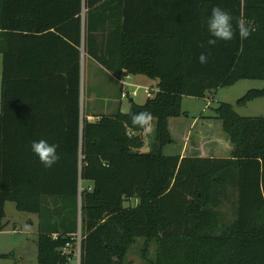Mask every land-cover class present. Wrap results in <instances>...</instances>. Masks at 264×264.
<instances>
[{
	"label": "trees",
	"instance_id": "trees-1",
	"mask_svg": "<svg viewBox=\"0 0 264 264\" xmlns=\"http://www.w3.org/2000/svg\"><path fill=\"white\" fill-rule=\"evenodd\" d=\"M216 5L251 35L209 45ZM82 51L115 78L156 81L153 96L85 113ZM0 54V231L6 201L37 214L36 264H69L62 248L77 233L79 264H126L136 238L143 255L155 242L150 264H264V116L219 103L206 117L220 120L228 156L163 153L183 96L264 80V0H0ZM262 97L249 89L235 105ZM142 111L155 123L147 151L131 121ZM40 139L58 145L51 168L31 150ZM231 196L224 223L217 208Z\"/></svg>",
	"mask_w": 264,
	"mask_h": 264
},
{
	"label": "rangeland",
	"instance_id": "rangeland-1",
	"mask_svg": "<svg viewBox=\"0 0 264 264\" xmlns=\"http://www.w3.org/2000/svg\"><path fill=\"white\" fill-rule=\"evenodd\" d=\"M82 60V107L85 113L92 112L91 114H99L101 111H106L102 108L104 104L110 105V108L108 109L110 111L103 113H114L118 109L121 112H127L131 103L130 98L134 103L142 104L146 98L151 97L154 94V91H152L155 88L154 80L144 75H128L125 82L130 85L126 86V89L130 92L134 91L135 93L121 97L120 87L107 77V75L101 73V76L99 77V74H92L91 70H94L93 61L89 60L88 57H85L84 54ZM98 70L99 69H97V71ZM263 86L264 80L241 79L232 85L218 87L213 95L206 96L205 98L183 96L181 104L182 110L186 111L185 114L187 120H185L187 121V126H191L192 121L198 118L199 115H213L215 108L222 102L233 104L235 110L240 115L264 116V97L252 99L242 106L235 105L236 100L243 96L249 89H260ZM106 87H109L108 91H106ZM151 88L152 90H150ZM92 96H94L95 102H92ZM201 111L203 112L200 113ZM87 119L93 121L95 120V117L89 116ZM154 125L155 123L153 120L152 131L148 132L144 130L142 134L144 151L149 150V146L154 139ZM220 130L221 145H223L222 147H225V142H228L229 148H221L219 150L221 155L228 156L232 150V145L226 135L224 136V133ZM182 132L183 131L178 134L175 133L173 143L168 144L163 148L164 154L179 153L184 141L181 137ZM189 141H193L191 136L189 137ZM217 211L221 222L227 223L233 220L235 216L234 197L231 196L229 200H223L218 206ZM4 212L5 217L3 222L5 223V227L0 231V253H10V255L7 257H0V264H36L37 214L18 210L12 201H6L4 203ZM143 244L144 242L142 238H136L135 242L129 247L126 253V264H150L148 260H154L156 253L155 242L151 241L149 243L144 255L143 252H141ZM75 259L76 257L74 256L72 262H74Z\"/></svg>",
	"mask_w": 264,
	"mask_h": 264
},
{
	"label": "clouds",
	"instance_id": "clouds-1",
	"mask_svg": "<svg viewBox=\"0 0 264 264\" xmlns=\"http://www.w3.org/2000/svg\"><path fill=\"white\" fill-rule=\"evenodd\" d=\"M207 26L212 36V38L208 40L209 45H215L217 41L220 40H232L237 29L241 39H247L251 35V32L254 31V28L244 19L238 20L234 28L231 13L219 5L211 9ZM198 59L201 64H205L208 61L207 55L203 52L199 55ZM131 121L134 126H138L148 132L152 131L153 115L149 111L134 113L131 117ZM57 148V144L49 143L45 139L34 140L31 143L32 152L47 168H51L60 159Z\"/></svg>",
	"mask_w": 264,
	"mask_h": 264
},
{
	"label": "crops",
	"instance_id": "crops-1",
	"mask_svg": "<svg viewBox=\"0 0 264 264\" xmlns=\"http://www.w3.org/2000/svg\"><path fill=\"white\" fill-rule=\"evenodd\" d=\"M88 59L93 61L94 63L93 64L94 70H91L92 74L94 75L99 74V77L101 76V73L107 75V77H109L112 81H114L120 87V92H121V81L117 80V78H115L107 69H105L99 63H97L95 60L91 59L90 57H88ZM97 69L99 70L97 71ZM130 75H133V74H130ZM137 75H140V74H137ZM154 83L156 84V81H154ZM108 90H109V87L108 88L106 87V91ZM213 93H211L210 95H213ZM92 97H93L92 102H95L94 96ZM102 108H104L106 111H101L99 113L110 111L108 110L110 108L109 104L108 105L104 104ZM183 112L185 114L186 111H183ZM202 112L203 111H201L200 113ZM206 116H209V115H199L198 118L192 121L191 126H187L186 124L187 123L186 114L185 116L182 115L181 117H178V118L169 119V130L171 132L173 139L175 138V133L178 134L179 132L183 131L181 137H182V140L184 141L179 151L181 155L198 154L200 156H216V157L224 156V155H221V152L219 149L229 148L228 147L229 143L225 142L226 143L225 147H222L223 145H221L222 141H220V132H219V130L221 129V122H219L218 119L209 118ZM190 136L191 138H193V141H189Z\"/></svg>",
	"mask_w": 264,
	"mask_h": 264
},
{
	"label": "built area",
	"instance_id": "built-area-1",
	"mask_svg": "<svg viewBox=\"0 0 264 264\" xmlns=\"http://www.w3.org/2000/svg\"><path fill=\"white\" fill-rule=\"evenodd\" d=\"M128 78V74L124 73L122 74L117 80L121 81V92L120 96L125 97L130 95L131 93L126 89V86H129L130 84L125 82V79ZM152 90V88L150 89ZM155 91V88L152 90ZM63 252L69 253L71 256L69 257V264H79V257H80V235L79 233L76 234L75 236V241L73 243H67L64 248H62ZM76 257L75 261L72 262L73 257Z\"/></svg>",
	"mask_w": 264,
	"mask_h": 264
},
{
	"label": "water",
	"instance_id": "water-1",
	"mask_svg": "<svg viewBox=\"0 0 264 264\" xmlns=\"http://www.w3.org/2000/svg\"><path fill=\"white\" fill-rule=\"evenodd\" d=\"M81 54H82V57H83V51H82V53H81ZM81 98H82V97H81Z\"/></svg>",
	"mask_w": 264,
	"mask_h": 264
}]
</instances>
